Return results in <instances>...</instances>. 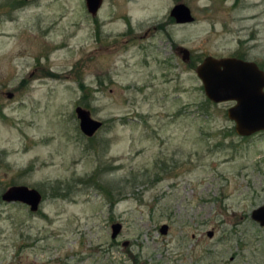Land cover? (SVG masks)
I'll return each instance as SVG.
<instances>
[{
	"label": "rangeland",
	"instance_id": "obj_1",
	"mask_svg": "<svg viewBox=\"0 0 264 264\" xmlns=\"http://www.w3.org/2000/svg\"><path fill=\"white\" fill-rule=\"evenodd\" d=\"M209 55L264 69V0H0V264H264V132L207 98Z\"/></svg>",
	"mask_w": 264,
	"mask_h": 264
},
{
	"label": "water",
	"instance_id": "obj_2",
	"mask_svg": "<svg viewBox=\"0 0 264 264\" xmlns=\"http://www.w3.org/2000/svg\"><path fill=\"white\" fill-rule=\"evenodd\" d=\"M86 4L89 12L96 16L103 0H86ZM170 15L179 24L195 21L191 8L184 3L176 4ZM180 53L184 61L190 60L189 49L180 48ZM196 72L210 101L217 104L234 102L228 108V117L235 122L238 135L248 137L264 131V70L256 62L209 55L197 66ZM76 114L81 131L88 137L94 136L103 127V121L94 118L91 111L83 106L76 108ZM2 199L8 203L26 204L32 212H37L44 197L36 188L13 185L2 194ZM252 217L264 226V205L255 209ZM121 230V223L113 224L112 237L116 238ZM160 230L162 234H167L169 225L163 224ZM209 235L212 237L213 231H209Z\"/></svg>",
	"mask_w": 264,
	"mask_h": 264
},
{
	"label": "flooded vegetation",
	"instance_id": "obj_3",
	"mask_svg": "<svg viewBox=\"0 0 264 264\" xmlns=\"http://www.w3.org/2000/svg\"><path fill=\"white\" fill-rule=\"evenodd\" d=\"M243 59V58H242ZM246 60V59H245ZM253 62H255V61H253ZM257 63V62H256ZM258 64V63H257ZM258 66H259V68L260 69H262V70H264L259 64H258ZM10 95H12L11 97H13V93H9V96ZM261 132H264V131H261ZM260 133V132H259ZM264 205V204H263ZM263 205H261V206H263ZM258 207H260V206H258ZM258 207H256L255 209H257ZM255 209H253V211L255 210ZM253 211H252V213H253ZM252 213H251V218H252V220L253 221H255L256 223H258L260 226H262V227H264L259 221H257V220H255L253 217H252ZM119 235V234H118ZM208 235H209V231H208ZM213 235H214V231H213ZM213 235H212V237H213ZM210 236V235H209ZM211 237V236H210Z\"/></svg>",
	"mask_w": 264,
	"mask_h": 264
},
{
	"label": "trees",
	"instance_id": "obj_4",
	"mask_svg": "<svg viewBox=\"0 0 264 264\" xmlns=\"http://www.w3.org/2000/svg\"><path fill=\"white\" fill-rule=\"evenodd\" d=\"M105 191L108 193H110V187L109 186H107V187H105ZM69 193H65V194H63V195H65V196H67ZM114 203V200L112 199V204Z\"/></svg>",
	"mask_w": 264,
	"mask_h": 264
}]
</instances>
